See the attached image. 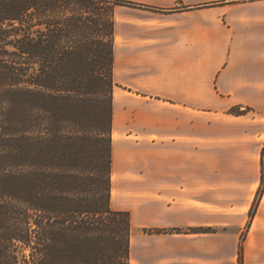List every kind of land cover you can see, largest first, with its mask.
<instances>
[{
    "label": "crops",
    "instance_id": "crops-1",
    "mask_svg": "<svg viewBox=\"0 0 264 264\" xmlns=\"http://www.w3.org/2000/svg\"><path fill=\"white\" fill-rule=\"evenodd\" d=\"M126 1L144 5L119 4L114 11V95L123 97L126 124L117 125L114 108L113 176L117 131L125 157L112 185L118 192L113 205L126 203L129 194L149 195L151 201L145 199L137 213L130 210L133 224L193 225L195 145L200 144L203 162L219 163L217 171L213 168L218 187L231 194L217 203L205 196L200 209L217 206L240 226L249 221L244 264H264V187L249 217L262 176L264 0ZM69 14L52 11L63 20ZM234 107L250 110L235 115ZM128 171H137L140 180ZM177 241L172 234L139 236V264H157L159 256L176 260ZM185 242L182 254L192 263L209 264L211 253L224 257L227 249L235 256V246L226 241L211 246L209 234L186 235Z\"/></svg>",
    "mask_w": 264,
    "mask_h": 264
},
{
    "label": "trees",
    "instance_id": "trees-1",
    "mask_svg": "<svg viewBox=\"0 0 264 264\" xmlns=\"http://www.w3.org/2000/svg\"><path fill=\"white\" fill-rule=\"evenodd\" d=\"M74 2L63 20L0 0L26 27L0 19V264H131L132 212L112 203L114 18Z\"/></svg>",
    "mask_w": 264,
    "mask_h": 264
},
{
    "label": "rangeland",
    "instance_id": "rangeland-1",
    "mask_svg": "<svg viewBox=\"0 0 264 264\" xmlns=\"http://www.w3.org/2000/svg\"><path fill=\"white\" fill-rule=\"evenodd\" d=\"M7 1H20L25 2L26 4L34 5L38 10H57L60 7L65 6L67 3H71V8H78V3L74 2L75 0H7ZM86 3L84 5V9L92 14H107L113 16L116 4L113 0H85ZM167 4V3H164ZM64 8V7H63ZM14 12L8 11L6 13L1 14L0 19H4L3 28H26L20 24L18 19L16 20H8L5 19L7 17L14 16ZM120 59V56L117 60ZM119 93V92H116ZM120 94V93H119ZM118 94V95H119ZM135 105V104H134ZM115 111L116 118L118 121V125L124 126L126 124V118L124 117L122 111L124 109V100L120 94V97L115 102ZM233 109V108H232ZM231 113V110H230ZM233 114V113H232ZM134 122V121H133ZM130 123V121H129ZM264 149V147H263ZM205 155L202 154V147L199 145H195V163H194V179H193V202H194V210L192 215L190 216V222L193 225L189 226H175V227H165L168 232H163L164 234H172L178 241V258L176 260H167L164 256H159L157 260V264H198L199 262L194 260L192 263L191 259L184 258L182 252L185 250V239L186 235L191 234H209L210 236V244L212 245H221L222 240L226 241V245H234L235 246V256L231 257L229 255L228 249L223 257H218L215 253H211L209 258V264H244V246L247 237V232L249 229V221L244 226H240L239 219L237 223L230 217H227L223 212L219 211L217 206L215 210L210 209L209 212H204L200 209L201 201L203 197L206 196V199H212L213 202H223L225 197H229L231 194L226 192L223 188V185L218 187V178L213 174V168L216 171L220 168L219 163L216 161L203 162V158ZM213 157H211L212 160ZM114 161V157H113ZM225 169L229 166L228 164H222ZM224 169V168H223ZM228 171V170H227ZM261 171L263 173V150H262V163H261ZM130 176L134 181L140 180V176L138 172H130L128 171ZM226 181V180H225ZM209 191L203 192V187L208 188ZM227 187V185H226ZM262 176H261V185L257 191L253 204L251 206L249 217H252L254 211L256 209V205L260 199L262 193ZM220 189V191H219ZM129 199L125 203L116 204L114 203L113 208L115 209H127L132 210L137 213L139 211V206L145 203V199H150L152 196L144 195V194H129ZM184 198V196H183ZM118 201V197H116V202ZM151 201V199L149 200ZM207 201V200H206ZM222 203L218 204L221 205ZM217 209V210H216ZM241 215V214H240ZM180 219V216H179ZM135 221V220H134ZM136 224H133V235L135 237V248H134V259L135 264H139L138 262V252H137V244L139 236L146 234H162L155 233L147 230H151L152 228H146V230L135 221ZM202 223L206 224L203 225ZM207 223H210L208 225ZM206 231V232H205ZM218 237H222V240H219ZM213 251V250H211ZM213 254L215 257H213ZM201 264V263H199Z\"/></svg>",
    "mask_w": 264,
    "mask_h": 264
},
{
    "label": "bare ground",
    "instance_id": "bare-ground-1",
    "mask_svg": "<svg viewBox=\"0 0 264 264\" xmlns=\"http://www.w3.org/2000/svg\"><path fill=\"white\" fill-rule=\"evenodd\" d=\"M119 93H116L115 92V102L117 101V99L120 97V94L118 95ZM116 109V108H115ZM115 115H116V111H115ZM116 123L118 125V121H117V118H116ZM116 140H117V143H116V153H115V171H114V176H113V182L115 183L118 179V176L120 175L119 173V166H122L123 167V158L125 157V154L123 152V150H121L120 145V140H121V137H120V134L118 133V131L116 132ZM117 190L114 189L113 190V197H115L117 195Z\"/></svg>",
    "mask_w": 264,
    "mask_h": 264
}]
</instances>
